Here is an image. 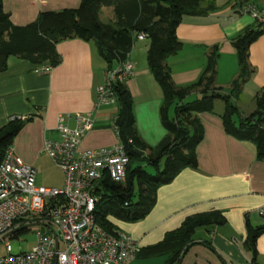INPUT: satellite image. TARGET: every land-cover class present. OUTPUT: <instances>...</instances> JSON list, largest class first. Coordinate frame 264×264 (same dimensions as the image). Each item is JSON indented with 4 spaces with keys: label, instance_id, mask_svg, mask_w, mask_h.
Instances as JSON below:
<instances>
[{
    "label": "crops",
    "instance_id": "1",
    "mask_svg": "<svg viewBox=\"0 0 264 264\" xmlns=\"http://www.w3.org/2000/svg\"><path fill=\"white\" fill-rule=\"evenodd\" d=\"M81 1L2 0V5L14 26H26L42 13L75 10ZM109 1L116 4L126 0ZM246 3L264 8V0H214L215 11L183 18L176 29L182 48L167 61L175 86L195 83L208 55L217 46L214 85L223 92L230 89L238 76L231 41L245 29H257L254 20L240 11ZM113 10V5L100 10L105 13L107 22L114 20ZM148 47L147 39L134 42L127 57L133 72L123 84L132 99L135 131L145 146L154 148L166 131L159 117L162 94L146 64ZM55 51L59 63L48 73L36 74L37 68L15 57L9 58L6 71L0 73V129L12 119L30 120L18 132L10 148L36 175L46 157L51 161L44 152V142L59 139L56 129L59 117H65L67 126L72 128L75 115L92 116L93 128L82 139L78 150L110 148L118 143L112 128L117 106L94 110L96 89L103 82L106 64L93 44L66 40L58 43ZM248 62L254 73L243 85L236 102L238 108L246 109L241 111L244 116L255 110V97L264 87V33L249 47ZM198 99L200 95L192 92L187 102ZM217 102L221 101H215L213 114L196 115L203 128V140L196 148L197 169L186 168L171 183L160 187L154 207L142 220L120 223L111 219L118 231L138 244L139 252L160 243L187 218L219 212L225 223L197 228L192 237L194 245L180 264H248L252 261L251 251L244 246L246 224L252 229L264 228V219L256 212L264 208V161L256 160L252 144L239 142L224 133L220 119L224 104L216 111L220 106ZM255 251L254 264H264V231L256 239ZM166 260L167 256L145 257L141 253L127 264H164Z\"/></svg>",
    "mask_w": 264,
    "mask_h": 264
},
{
    "label": "trees",
    "instance_id": "2",
    "mask_svg": "<svg viewBox=\"0 0 264 264\" xmlns=\"http://www.w3.org/2000/svg\"><path fill=\"white\" fill-rule=\"evenodd\" d=\"M111 5L114 20L104 23L99 18L100 10ZM215 10L214 0H126L116 4L109 0H82L75 10L42 13L29 25L14 26L0 0V73L6 71L11 57L22 59L37 69L56 67L59 57L55 46L72 39L92 43L109 70L127 60L138 35H145L149 41L146 64L162 94L159 117L166 135L156 147L145 146L134 128L132 99L127 88L123 83L113 86L117 112L112 128L129 162L124 184L105 179L96 192L99 199L93 212L95 222L107 233L118 231L111 219L136 223L145 218L154 207L160 187L171 183L186 168L197 169L196 148L203 140V128L196 115L213 114L215 101L224 104L220 116L224 133L239 142L252 144L256 160L264 161V87L255 97L256 107L251 114L244 116L236 104L243 85L254 73L248 62L249 47L264 33L263 26L245 29L231 41L238 76L228 91L223 92L214 85L217 46L208 55L195 83L177 87L171 80L167 61L182 48L176 37L177 27L186 16H205ZM192 92H197L200 99L187 102ZM29 121L12 119L0 129V164L18 132ZM136 149L144 152V156L138 157L134 153ZM146 167L151 169L147 171ZM224 223L219 212L189 217L177 230L167 233L160 243L136 256L141 253L145 257L167 256L164 264H180L194 245L192 237L197 228ZM246 229L244 246L251 251L254 264L255 242L264 228L252 229L247 223ZM25 231L28 229L16 234Z\"/></svg>",
    "mask_w": 264,
    "mask_h": 264
},
{
    "label": "built area",
    "instance_id": "3",
    "mask_svg": "<svg viewBox=\"0 0 264 264\" xmlns=\"http://www.w3.org/2000/svg\"><path fill=\"white\" fill-rule=\"evenodd\" d=\"M241 13L264 27V8L246 3ZM143 39V34L136 37ZM49 70L42 67L34 72L44 74ZM132 72L128 60L106 70L96 89L94 110L117 106L113 86L123 83ZM73 119L75 125L70 128L65 117H59V139L44 142V152L64 175L62 189L37 186L35 170L16 157L11 148L6 151L0 164V242L22 227L37 229L27 252L13 254L9 242H5L0 264H127L139 253L133 239L120 231L105 232L93 214L102 181L122 185L126 180L129 160L125 149L117 143L110 148L78 150L94 121L91 115H75ZM256 212L264 219V208Z\"/></svg>",
    "mask_w": 264,
    "mask_h": 264
},
{
    "label": "rangeland",
    "instance_id": "4",
    "mask_svg": "<svg viewBox=\"0 0 264 264\" xmlns=\"http://www.w3.org/2000/svg\"><path fill=\"white\" fill-rule=\"evenodd\" d=\"M100 14H99L100 20L106 23L107 19L105 17L106 16L105 13L100 12ZM217 103H219L218 105L220 106L216 107V111L220 110L222 107V102H217ZM239 110L240 112L241 111L244 112V110L246 109L241 107L239 108ZM146 169L147 171H149L151 168L146 167ZM36 185L40 187H44V188H50V189H62L64 185L63 173L47 157L46 159H44L43 168L37 171ZM114 221H117V220H114ZM117 222L125 223L121 221H117ZM36 229L37 227H31L28 229V231H25L24 233L14 234L10 238H7L3 242H0V256L3 255L4 253V243L5 242H9L13 254H18L20 252L29 251L34 243L33 235Z\"/></svg>",
    "mask_w": 264,
    "mask_h": 264
},
{
    "label": "water",
    "instance_id": "5",
    "mask_svg": "<svg viewBox=\"0 0 264 264\" xmlns=\"http://www.w3.org/2000/svg\"><path fill=\"white\" fill-rule=\"evenodd\" d=\"M134 153L138 156V157H143L144 156V153L143 152H141V151H139V150H134ZM25 228H27V227H22V228H20V229H25ZM19 229H16L15 231H13V232H16V231H18ZM8 235H6V236H4L3 237V239L4 238H6Z\"/></svg>",
    "mask_w": 264,
    "mask_h": 264
}]
</instances>
